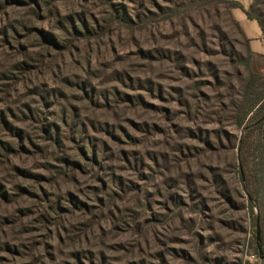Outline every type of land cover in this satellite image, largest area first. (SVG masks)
Here are the masks:
<instances>
[{
  "label": "rangeland",
  "instance_id": "1",
  "mask_svg": "<svg viewBox=\"0 0 264 264\" xmlns=\"http://www.w3.org/2000/svg\"><path fill=\"white\" fill-rule=\"evenodd\" d=\"M226 1L3 3L0 115L27 138L18 148L0 124L18 150L0 148V264L264 263V148L252 213L234 119L247 46ZM79 15L86 37L69 22ZM53 123L57 148L43 129ZM91 144L102 168L80 151Z\"/></svg>",
  "mask_w": 264,
  "mask_h": 264
},
{
  "label": "trees",
  "instance_id": "2",
  "mask_svg": "<svg viewBox=\"0 0 264 264\" xmlns=\"http://www.w3.org/2000/svg\"><path fill=\"white\" fill-rule=\"evenodd\" d=\"M36 3H39L38 0H31ZM9 2V0H0V7H2L3 3ZM227 9L231 12L235 8L242 9L245 14L250 19H255L258 21L259 25L264 31V11L260 9V0H255L253 5L245 9L240 3L234 1H226ZM114 7V6H113ZM114 12L117 13L118 17L124 19L127 17L125 12L122 9L116 7L114 8ZM80 25L77 24L75 18H70L69 22L73 31V34L77 35L78 37H86L90 35L91 26L89 23L83 18V16L79 15ZM130 20V19H128ZM236 27L240 30L241 34H243L246 38V46H247V58H242V63L244 64L245 70L247 72V80L243 87L242 94L240 96V100L234 105V119L236 121L237 127L242 131V137L239 140V144L237 146L238 156V176L239 180L242 184L243 189L248 195V205L251 208L253 213L254 209L259 207V203L261 201V194L253 188L254 181H256L257 177L252 172V157L256 151L262 150L264 148V71L261 67H258V64L255 60V54L251 50L250 47V40L246 37L243 29L241 26L236 23ZM48 42L53 43L55 46H60L61 38L50 36L47 39ZM258 58L264 59V56L258 55ZM87 92V91H86ZM66 123L70 126V131L73 133H80L82 136V132L85 131V126L83 123H76L75 118H72L70 122L65 120ZM0 124L8 131L14 133L17 140V147L20 149H26L24 146L25 136L23 131L18 128L13 127V124L10 123L3 115H0ZM52 128H55V131H52ZM44 132L49 135L50 141L52 142L53 146L56 148L61 145V138L59 136V129L60 127L56 124H49L47 127H43ZM72 133V134H73ZM75 142H77L76 138L73 137ZM82 139V138H81ZM91 152H89L87 148H81L80 151L82 152L85 157H88V161L91 162L92 166H99L102 168L101 161L99 160L98 153L96 151V147L94 144H91ZM0 148L7 153L12 151H18L16 147L12 146L9 143L0 142ZM0 153H2L0 149ZM89 154V155H88ZM68 161V160H64ZM73 166H79L80 164L77 162H72ZM262 204V202H261ZM260 214H255V226H256V219L258 220V216ZM262 233V247L264 249V228L263 225L261 227ZM257 254L258 250L256 249ZM260 264L263 261L259 262ZM264 264V263H263Z\"/></svg>",
  "mask_w": 264,
  "mask_h": 264
},
{
  "label": "crops",
  "instance_id": "3",
  "mask_svg": "<svg viewBox=\"0 0 264 264\" xmlns=\"http://www.w3.org/2000/svg\"><path fill=\"white\" fill-rule=\"evenodd\" d=\"M240 3L245 9L250 8L255 0H233ZM233 16L241 25L246 37L250 40L253 53L264 56V31L255 19H250L241 9H233Z\"/></svg>",
  "mask_w": 264,
  "mask_h": 264
},
{
  "label": "water",
  "instance_id": "4",
  "mask_svg": "<svg viewBox=\"0 0 264 264\" xmlns=\"http://www.w3.org/2000/svg\"><path fill=\"white\" fill-rule=\"evenodd\" d=\"M255 236H256L258 254H259L260 258L263 259L264 254H263L262 246H261V228H260L259 218L256 222V235Z\"/></svg>",
  "mask_w": 264,
  "mask_h": 264
},
{
  "label": "built area",
  "instance_id": "5",
  "mask_svg": "<svg viewBox=\"0 0 264 264\" xmlns=\"http://www.w3.org/2000/svg\"><path fill=\"white\" fill-rule=\"evenodd\" d=\"M263 45H264V38H263Z\"/></svg>",
  "mask_w": 264,
  "mask_h": 264
}]
</instances>
